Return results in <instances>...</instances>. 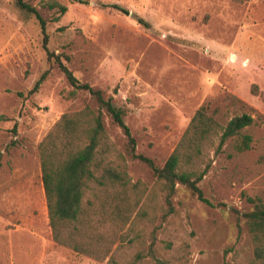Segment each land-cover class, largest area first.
I'll use <instances>...</instances> for the list:
<instances>
[{
  "label": "rangeland",
  "instance_id": "1",
  "mask_svg": "<svg viewBox=\"0 0 264 264\" xmlns=\"http://www.w3.org/2000/svg\"><path fill=\"white\" fill-rule=\"evenodd\" d=\"M23 1L45 20L48 49L81 83L111 99L136 154L157 166L201 106L216 111L220 125L244 113L254 123L242 130L252 138L246 151H236L237 138L217 154V137L205 146L197 166L208 165L198 183L207 203L177 185L168 205L152 170L132 158L123 132L87 92L73 93L48 61L34 15L15 0H0V264H264L243 217L264 206V0ZM51 2L66 12L49 8ZM85 108L101 115L107 136L108 146L95 156L96 177L118 163L126 175L114 190H125L122 203L108 183L90 181L84 202L91 224H74L98 258L53 240L37 151L62 115ZM116 201L126 212L114 227Z\"/></svg>",
  "mask_w": 264,
  "mask_h": 264
},
{
  "label": "trees",
  "instance_id": "2",
  "mask_svg": "<svg viewBox=\"0 0 264 264\" xmlns=\"http://www.w3.org/2000/svg\"><path fill=\"white\" fill-rule=\"evenodd\" d=\"M73 1L80 2V0ZM15 2L18 8L34 15L39 22L42 47L48 61H53L57 65L66 81L74 89L73 93L87 92L97 102L99 109L104 110L112 122L123 132L132 158L140 160L152 170L156 180L161 183V188L165 192L167 204H171L170 201L177 185L186 187L199 201L207 203L198 183L208 172V165L203 169H199V165L197 166L199 161L202 160L205 146L208 143L210 144L213 137H217L214 148V153L217 154L228 140L237 138L236 151L243 152L250 149L252 138L250 135L242 134V130L254 123L253 118L244 113L233 116L225 125H220L215 119L216 111L210 112L207 106H201L192 117L176 148L164 164L159 167L151 159L136 154V141L124 122L122 111L113 105L111 99H105L100 90L93 89L89 84L81 83L65 65L62 57L48 49L46 22L38 11L23 0H15ZM101 6L103 8L107 7L106 5ZM48 7L58 8L60 14L66 12V7L57 2L49 3ZM110 7L128 14L126 9L118 5L114 4ZM138 22L146 26L142 20ZM47 74L48 71H45L40 76L30 93L39 88ZM1 120H5V117L0 116ZM12 133L16 134V125L13 126ZM106 140L107 136L101 115L94 114L89 108H85L77 113L62 115L37 146L41 181L53 240L87 256L97 257L91 247L81 243L83 235H79L74 224L78 223L79 226L83 227L87 225V228L88 224H91L87 210L88 204L86 203L87 206H85L84 202L88 183L92 180L100 186H105L108 183L113 192L116 185L122 187L126 184L125 170L121 163L102 167L100 177L95 175L94 167H97V165L94 166L95 156L101 145L108 146L105 144ZM15 145V140H12L9 144V146ZM122 191H124L123 195L114 192L121 203L125 200L126 193L124 189ZM111 195L112 198L115 197L114 194ZM113 206L112 215L115 218L111 222H114L113 226L115 227L126 211L122 212L120 203L117 201ZM243 217L257 245L256 258L262 259L264 258V206H255L254 210L243 214ZM77 233L78 235H76ZM113 242V240H110L108 245L111 246ZM110 246L104 248L103 254L105 256L110 252ZM155 264L168 263L157 260Z\"/></svg>",
  "mask_w": 264,
  "mask_h": 264
},
{
  "label": "crops",
  "instance_id": "3",
  "mask_svg": "<svg viewBox=\"0 0 264 264\" xmlns=\"http://www.w3.org/2000/svg\"><path fill=\"white\" fill-rule=\"evenodd\" d=\"M42 182V181H41ZM42 187H43V185H42ZM43 192H44V189H43Z\"/></svg>",
  "mask_w": 264,
  "mask_h": 264
}]
</instances>
